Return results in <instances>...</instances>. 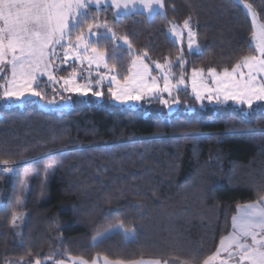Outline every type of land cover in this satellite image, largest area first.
Segmentation results:
<instances>
[{
  "label": "trees",
  "instance_id": "trees-1",
  "mask_svg": "<svg viewBox=\"0 0 264 264\" xmlns=\"http://www.w3.org/2000/svg\"><path fill=\"white\" fill-rule=\"evenodd\" d=\"M246 2L264 22V0ZM164 3L165 17L134 12L117 24L109 8L100 19L113 22L137 52L147 51L150 64L175 61L181 49L168 22L182 25L191 15L199 51L182 50L185 77L193 68L230 69L247 52L251 23L234 0ZM107 51L122 77L127 47L109 44ZM174 71L178 78L179 67ZM59 96L70 98L68 108L0 100V264H34L50 255L45 264L70 256L179 264L172 257L192 249L202 260L231 230L237 204L255 200L256 187L264 185V101L251 110L233 102L202 107L180 89L168 98L181 101L168 113L156 98L131 108ZM3 161L24 164L6 173ZM21 211L25 223L11 228ZM121 220L134 228V240L116 232L93 247V237Z\"/></svg>",
  "mask_w": 264,
  "mask_h": 264
},
{
  "label": "snow or ice",
  "instance_id": "snow-or-ice-1",
  "mask_svg": "<svg viewBox=\"0 0 264 264\" xmlns=\"http://www.w3.org/2000/svg\"><path fill=\"white\" fill-rule=\"evenodd\" d=\"M239 3L251 17L247 52L240 55L230 69L225 67L218 71L209 67L205 72L201 68H193L186 80V59L182 50L175 61L165 58L164 63L154 62L158 74L153 75L150 65L145 62L150 58L149 53L137 52L126 34H118L113 22L100 19L101 12L110 8L118 24L122 13L135 12L138 6L149 16L158 11L165 17L164 0H0V100L26 101L38 97L46 102V106L57 105L55 97L47 99L45 88L48 84L62 83L64 92L91 95L97 99L104 97L103 89L106 88L111 101L120 105L159 97L165 108H171L173 101L164 99L162 94L172 97L181 86L187 88L190 85L195 101L202 107L204 100L209 104L225 105L231 101L251 110L254 103L264 101V22L258 19L251 3L246 0H239ZM168 33L181 44L186 34L188 55L199 51V34L193 27L191 15L182 25L169 21ZM109 44L113 50L122 46L128 49L130 64L122 77L116 59L107 51ZM69 61H72L69 65L72 72L58 80L61 66ZM84 64L88 66L86 77L76 67ZM174 66L180 69L178 78ZM53 91L57 89L53 87ZM180 102L179 99L174 100L176 104ZM2 163L7 165L8 161ZM12 171V167L3 168V172ZM25 216L23 211L14 214L11 228L19 230L25 223ZM116 232H120L126 241L136 237L134 228L126 227L121 220L93 237V247ZM222 253L227 257L222 258ZM52 259L51 255L44 260L37 256L34 264H45ZM69 259L73 264H89L83 257L70 256ZM104 259L105 264H125L122 260ZM172 259L178 260L179 264H264V185L256 187L255 200L237 204L231 217V230L220 237L211 255L201 260L199 250L192 249L188 255L173 256ZM53 264H65V261L55 260ZM92 264H96L95 259ZM127 264L162 262L159 259H140ZM163 264H169V261L164 260Z\"/></svg>",
  "mask_w": 264,
  "mask_h": 264
},
{
  "label": "rangeland",
  "instance_id": "rangeland-1",
  "mask_svg": "<svg viewBox=\"0 0 264 264\" xmlns=\"http://www.w3.org/2000/svg\"><path fill=\"white\" fill-rule=\"evenodd\" d=\"M234 1H235L236 3H238L239 5H241V7L243 8L244 12H245V13L247 14V16L249 17V20H250V23H251V17H250L249 14H248V10L244 8L243 4H240V3H239V0H234ZM102 31H103V30H102ZM169 35H170V34H169ZM170 36H171V35H170ZM171 37H172V36H171ZM172 38H173V37H172ZM173 39L175 40V38H173ZM177 44L180 46V49H181V50H184V49H185V50L188 51V49H187V39H186V34H185V37L183 38V43H182V44H181V43H177ZM124 47H126V46H124ZM145 62H146V61H145ZM146 63H147V62H146ZM71 64H72V61H69L67 65H62V66H61V70H60V71L58 72V74H57V79H58V80H59L61 77H67V76L69 75V73L72 72L73 69H72L71 66H69V65H71ZM148 64H149V63H148ZM149 65H150V69L152 70V74H153V75H157L158 72H157V70L155 69V63H154V62H151ZM76 67L78 68V70H79L80 72L83 73V75H84L85 77L87 76V74H88V66H87V64H84L83 66L76 65ZM92 71L95 72V68H94V67H93ZM101 71H104V70L101 69ZM191 72H192V71H191ZM191 72L189 73V75H188L187 77H185L186 80L190 78V76H191ZM205 72H206V71H205ZM95 78H96V77L93 76V79H95ZM81 82H83V81H81ZM46 83H47V82H46ZM160 85H161V87L163 86V81H162V80L160 81ZM42 87H44V85H42ZM53 87H55V88L57 89L56 92L53 91ZM47 89H48V90H47ZM181 89H188L189 92H190V94L192 95L190 85H189L187 88H184L183 86H181ZM103 90H104L105 95H104V97H103L102 99H97L96 97H93V96H91V95H88V96H90L95 102L107 101L109 104L121 106L120 104H116L115 102L111 101V98L107 95V89H106V88H104ZM45 91H46V93H47V99H52L53 97H55V99L57 100V105L46 106V102H45V101H41V100H39L38 97H31V98L28 99V100H31V101H33L34 103H36L37 106H38L39 108L44 109V110H50V111H52V110H58V109H66V108H68V107L70 106V104H71V102H70V98H62V97L59 96V92H64V91H63V88H62V83H61V84H56V85L48 84V86L45 88ZM48 91H49V92H48ZM64 93H68V92H64ZM174 93H175V92H174ZM48 94H49V95H48ZM69 94H73V95H76V96L83 97V96H81V95H79V94H74V93H69ZM162 95H163V98H164V99H168V98H169V96H168L167 93H163ZM192 96H193V95H192ZM156 99L159 100V97H157ZM147 100H152V99L146 98L144 101H141V102H138V103H137V102H129V104H127V105H122V106H128V107H131V108H138L142 102H145V101H147ZM3 101H4L7 105H18V106H21V105L25 102V101H16V100H14V99L3 100ZM64 101H67V104H65ZM204 101H207V100H204ZM229 102H231V101H229ZM161 105H162V104H161ZM175 105H176V103L172 102V104H171V108H165V107H164V108L167 110L168 113H171V112L174 110ZM25 218H26V216H25ZM94 259H95V261H96V264H105V259H104V258L97 257V258H94ZM94 259H93V260H94ZM93 260H92V261H93ZM143 260H146V259H143ZM92 261L89 262V264H92ZM110 261H113V260H110ZM113 262H114V261H113ZM161 262H162V261H161ZM65 264H73V262H72V260H70V261H65ZM125 264H127V263L125 262ZM162 264H163V262H162Z\"/></svg>",
  "mask_w": 264,
  "mask_h": 264
},
{
  "label": "crops",
  "instance_id": "crops-1",
  "mask_svg": "<svg viewBox=\"0 0 264 264\" xmlns=\"http://www.w3.org/2000/svg\"><path fill=\"white\" fill-rule=\"evenodd\" d=\"M135 12H142V13L146 14L147 16H149V14L146 13V12H144V10H143L142 8H140L139 6H138V8H137V11H135ZM157 12H158V11H157ZM157 12H154L153 14H155V13H157ZM132 13H134V12H132ZM153 14H152V15H153ZM121 15H123V13H122ZM152 15H151V16H152ZM221 257H222V258H226V257H227V254H226V253H222V254H221ZM66 261H70V259H69V260H66Z\"/></svg>",
  "mask_w": 264,
  "mask_h": 264
},
{
  "label": "water",
  "instance_id": "water-1",
  "mask_svg": "<svg viewBox=\"0 0 264 264\" xmlns=\"http://www.w3.org/2000/svg\"><path fill=\"white\" fill-rule=\"evenodd\" d=\"M41 158H43V157H41ZM41 158H39V159H41ZM35 160H38V159H35ZM35 160H33V161H35ZM22 164H24V163L15 164V165H7V166H4V167H17V166L22 165Z\"/></svg>",
  "mask_w": 264,
  "mask_h": 264
}]
</instances>
